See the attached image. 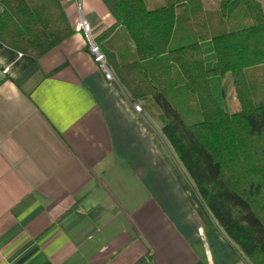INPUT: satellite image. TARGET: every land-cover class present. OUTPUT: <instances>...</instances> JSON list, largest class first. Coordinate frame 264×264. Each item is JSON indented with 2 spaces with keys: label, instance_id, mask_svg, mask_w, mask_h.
<instances>
[{
  "label": "crops",
  "instance_id": "1",
  "mask_svg": "<svg viewBox=\"0 0 264 264\" xmlns=\"http://www.w3.org/2000/svg\"><path fill=\"white\" fill-rule=\"evenodd\" d=\"M59 2L73 34L57 48L0 42V264H249L194 198L159 110L136 112L75 33L80 16L98 44L116 26L104 0Z\"/></svg>",
  "mask_w": 264,
  "mask_h": 264
},
{
  "label": "trees",
  "instance_id": "2",
  "mask_svg": "<svg viewBox=\"0 0 264 264\" xmlns=\"http://www.w3.org/2000/svg\"><path fill=\"white\" fill-rule=\"evenodd\" d=\"M0 2V42L23 55L40 59L73 34L59 0ZM104 3L116 20L99 39L108 68L132 103L159 110L194 198L227 241L264 264L262 4L220 0L217 26L204 0ZM228 76L240 104L233 114Z\"/></svg>",
  "mask_w": 264,
  "mask_h": 264
},
{
  "label": "built area",
  "instance_id": "3",
  "mask_svg": "<svg viewBox=\"0 0 264 264\" xmlns=\"http://www.w3.org/2000/svg\"><path fill=\"white\" fill-rule=\"evenodd\" d=\"M74 31L75 33L83 34L87 38L90 54L93 56L94 61L99 65L100 69L104 72L106 79L109 81H115L112 72L107 66L106 56L102 52L101 46L97 44L93 38V27L91 23L84 16H80L74 27ZM133 107L136 112H142V108L138 104H133Z\"/></svg>",
  "mask_w": 264,
  "mask_h": 264
},
{
  "label": "rangeland",
  "instance_id": "4",
  "mask_svg": "<svg viewBox=\"0 0 264 264\" xmlns=\"http://www.w3.org/2000/svg\"><path fill=\"white\" fill-rule=\"evenodd\" d=\"M156 1L157 0L153 1V3L156 4ZM257 1H259L262 4L263 9H264V0H257ZM159 2L163 3V0H159ZM219 2H220V0H204L206 9L210 11V14H211L210 18L214 22V24L217 25V26L222 21L218 16H216V13H215L217 11V9H218ZM148 6H149V8H151L150 4ZM102 52H103V50H102ZM106 63H107V59H106ZM113 76L115 78L114 74H113ZM226 104H227V109H228L229 113H231V114L237 113L240 110V104H239V101H238V98H237V95H236V92H235L234 85L231 82V77L230 76H228L227 81H226ZM138 105L142 109H144V108L146 110L148 109L147 111H149V112H155L156 111V109L153 108L150 105L149 102L148 103L140 102Z\"/></svg>",
  "mask_w": 264,
  "mask_h": 264
}]
</instances>
